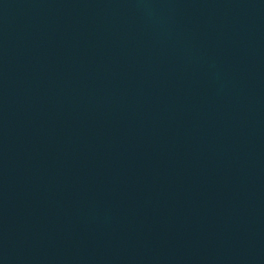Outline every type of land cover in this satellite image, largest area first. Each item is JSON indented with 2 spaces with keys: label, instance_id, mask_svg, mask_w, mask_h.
<instances>
[{
  "label": "water",
  "instance_id": "obj_1",
  "mask_svg": "<svg viewBox=\"0 0 264 264\" xmlns=\"http://www.w3.org/2000/svg\"><path fill=\"white\" fill-rule=\"evenodd\" d=\"M0 264H264V0H0Z\"/></svg>",
  "mask_w": 264,
  "mask_h": 264
}]
</instances>
